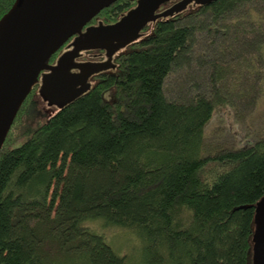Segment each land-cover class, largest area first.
<instances>
[{"label":"trees","instance_id":"trees-1","mask_svg":"<svg viewBox=\"0 0 264 264\" xmlns=\"http://www.w3.org/2000/svg\"><path fill=\"white\" fill-rule=\"evenodd\" d=\"M14 1L0 0V18ZM253 3L191 0L148 22L87 89L16 134L32 88L0 149V264H251L264 135L208 144L205 128L221 108L252 105L253 87L264 85L228 86L216 48L264 29ZM134 5L116 0L87 25L113 23ZM94 50L78 59H107ZM193 67L206 87L170 96L167 78ZM121 235L135 241L132 262Z\"/></svg>","mask_w":264,"mask_h":264},{"label":"water","instance_id":"water-1","mask_svg":"<svg viewBox=\"0 0 264 264\" xmlns=\"http://www.w3.org/2000/svg\"><path fill=\"white\" fill-rule=\"evenodd\" d=\"M115 1L15 0L1 16L0 149L20 106L37 83L38 94L48 105L60 107L70 102L88 88L87 79L107 68L112 54L135 40L148 22L183 9L191 0H180L160 12L156 11L169 0H131L135 5L117 21L87 25ZM71 36V48L50 64V57ZM92 49H103L107 59L76 61L80 51ZM251 264H264V194L254 209Z\"/></svg>","mask_w":264,"mask_h":264},{"label":"rangeland","instance_id":"rangeland-1","mask_svg":"<svg viewBox=\"0 0 264 264\" xmlns=\"http://www.w3.org/2000/svg\"><path fill=\"white\" fill-rule=\"evenodd\" d=\"M253 4L256 9H259L256 12L260 13L264 19V0H256V3ZM248 6L250 4H246L244 9ZM258 31L245 42V45L242 42L234 44L230 39L227 40L226 47L220 48V45H215L217 50L223 49L224 51L226 83L228 86L234 85L235 90L238 92L244 93L246 90L243 89H249L253 82L264 83V43L262 45L258 44L259 36H264V29ZM245 66L246 69H244ZM205 76L206 73L203 70L194 67L187 72L182 70L173 73L167 78V93L170 96L178 93L185 94L191 89L193 90L194 85L204 89L206 87ZM252 90L251 95L256 96V100L251 103L252 105L239 106V113L234 107L228 106L213 114L212 119L205 128V140L207 143L210 141L208 144L211 142L218 144L221 143L220 140H224L227 145L237 147L245 144L258 133L264 135V85L260 89L256 85ZM233 94L236 93L233 92ZM103 95L107 98L111 96L109 92H104ZM53 109L52 106L45 104L41 96L34 90L24 106L23 113L20 115L19 120L21 122L18 128H15V133L17 134L18 130H22L23 127L35 126L44 121ZM20 139H16L13 145H18L21 142ZM117 240L123 244L124 251H130V261L132 262L135 255L133 248L136 246L132 236L121 235L117 237Z\"/></svg>","mask_w":264,"mask_h":264},{"label":"flooded vegetation","instance_id":"flooded-vegetation-1","mask_svg":"<svg viewBox=\"0 0 264 264\" xmlns=\"http://www.w3.org/2000/svg\"><path fill=\"white\" fill-rule=\"evenodd\" d=\"M169 5H171V4H169ZM169 7V6H168ZM156 12H160V7H159V9L156 11ZM83 30V29H82ZM63 46V45H62ZM71 46V45H70ZM70 48H66V49H64V50H62L61 51V53H63L64 51H67V50H69ZM60 53V54H61ZM90 53H94V54H96V53H98V51L96 52L95 50L94 51H90ZM77 62H82V61H85V59H83V58H80V59H78V60H76ZM92 61H102V59H99V60H92ZM56 62V61H55ZM55 62H53V61H49V63L50 64H53V63H55ZM72 71H76L77 72V69H72ZM39 86V84L37 83L33 88H37ZM52 106V105H51ZM54 107V106H53Z\"/></svg>","mask_w":264,"mask_h":264}]
</instances>
